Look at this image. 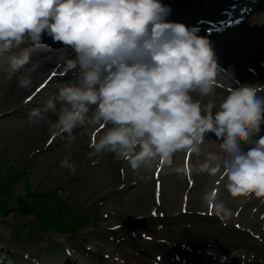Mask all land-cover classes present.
<instances>
[{
  "label": "clouds",
  "instance_id": "1",
  "mask_svg": "<svg viewBox=\"0 0 264 264\" xmlns=\"http://www.w3.org/2000/svg\"><path fill=\"white\" fill-rule=\"evenodd\" d=\"M169 13L160 0H0V56L10 54L11 76L31 62L27 45L39 47L45 33L73 50L75 57L62 67L75 73L74 82L57 85L29 117L70 140L75 128L110 125L90 142L89 157L112 152L136 171L153 164L171 168L177 152H203L194 168L175 167L176 176L220 173L233 197H264V136L246 152L240 146L264 124V96L258 94L264 85L230 88L210 41L166 22ZM221 83L227 94L218 107L213 99L204 102ZM31 84L30 74L20 76L21 88ZM207 133L221 141L219 151L202 150ZM60 167L75 170L68 157ZM214 203L217 215H231Z\"/></svg>",
  "mask_w": 264,
  "mask_h": 264
},
{
  "label": "rangeland",
  "instance_id": "2",
  "mask_svg": "<svg viewBox=\"0 0 264 264\" xmlns=\"http://www.w3.org/2000/svg\"><path fill=\"white\" fill-rule=\"evenodd\" d=\"M170 0H165L163 3L164 5H167V2ZM212 3H206L207 6H214ZM260 3L258 1L256 3V6ZM201 12V13H208ZM178 18L182 17H189L191 14L186 13L185 11H179L176 13ZM252 27V28H251ZM257 35H253L257 40L253 38L254 45L250 42V40L247 42L250 44L244 43V37L250 38L251 33L255 32ZM231 32V33H230ZM229 33L225 34L224 37L219 38V41L221 40V45H224L226 48L222 49L221 47H213V50L215 52L217 61L223 65L224 68L227 70L233 71H241V69L245 66L252 67L254 70L256 69L259 71L263 77H264V5L263 8H255V11L251 12L249 14V17H247V20L245 23L237 28V29H231ZM259 32V33H258ZM234 34H240L236 37H234ZM212 43V41H210ZM40 51H42L41 48H39ZM41 53V52H40ZM38 54V56L40 55ZM261 61L260 65H257L258 62ZM33 65V64H32ZM31 65V67H32ZM49 67H52L51 64H48ZM30 67V68H31ZM47 65L42 71H35L33 73L32 77L35 80H38L41 78L46 71ZM30 70V69H29ZM65 71V70H64ZM258 75V74H257ZM251 74H247L244 76L243 80H247ZM258 77H260L258 75ZM261 78V77H260ZM264 79V78H263ZM263 79L259 80L262 81ZM251 82H254L252 79H249L248 81H243L246 85H250ZM36 83V82H35ZM33 82L28 88H21L19 85L13 84V86L10 87L11 91H5L4 88H0V199L3 201L6 205H10L11 210L9 213L0 215V264H17L18 261H22L23 255L30 254L31 250H35V253L37 254V259L39 261L47 262L45 257H49L51 259H59L57 262H60L64 260L62 258L61 253V241L64 240H71L74 247H77L80 250H84L83 242H79L76 239V235H89V233H98L96 230L101 232H107L112 225L116 224V220L109 221L107 218H103L101 216V213L104 212L103 208L100 206L98 210V214H100L101 220L98 227H96L97 224L91 226L88 222L85 225H82L81 231H66L64 233H57L53 230L46 231L45 229H53L51 227H44L41 230V232H38V235L35 238H30L29 242L26 241H18L16 240L14 243H12V236L13 232L10 231L8 228L9 225L15 224L16 222L20 221L18 216L15 214V212L18 213V211H15L14 207H16V204L19 203V199L23 200H29L31 204L33 205H39L43 199H50V197L53 198V200H60L63 204L69 205L70 212L67 214L66 218H77L80 216H91V214L95 211V205H91V201L94 203L97 202V204L100 205V200H98L97 196H101V194L96 193V188H100L103 185H107L108 188L104 191L106 192L111 187L116 186L117 184H120L122 182L123 174L121 171V167L123 165L118 166L116 169L114 167H110L113 161L108 156L105 155H95L97 159H99L94 167L92 168L94 170L95 175L102 174L104 178H100L98 181L94 180L92 183H87L83 187H75L71 184V182L65 186H63L60 190H57L56 193H53V189H50L49 185L53 181L59 182L60 176L56 177L57 170H49L45 167H38L39 166V159H32L29 155L31 152L39 149L40 155L41 153H44L47 155V152L50 148H54L57 146H60V142H55L54 140L57 138L55 136L54 140L47 146L45 145L46 138L48 134L50 133L48 130V126L45 123H41V125H37L34 123H31L35 126V130L31 131L33 134H28L29 130V124L28 122H25L20 116L14 115V112L17 111L20 107V101L21 96L24 94L27 95L26 90H30L31 87L35 85ZM9 86L10 83H7ZM15 103V104H13ZM14 106H13V105ZM2 108V110H1ZM4 113H9L5 115ZM52 119H55V117ZM16 124H18L17 129ZM94 126H82L78 127L75 130V134L78 136L76 140L77 148L75 149V158L71 162L75 165L74 171H69L67 169L65 174H62L67 178L68 176L76 177L78 175H81L82 171L84 170V164L87 160V155L83 153L84 145H86L87 138L89 137L90 130ZM110 127V125L108 126ZM107 131V129H106ZM21 134L18 136L20 133ZM215 137V136H214ZM81 139V140H80ZM49 141V140H48ZM217 141V140H216ZM219 142V141H218ZM35 143H38L39 145H36ZM80 144V145H79ZM84 144V145H83ZM81 146V147H80ZM3 147H7V149L4 150ZM204 151V148H202ZM85 151L88 153V147L85 148ZM206 151V150H205ZM78 152V153H77ZM201 156H203V152L201 153ZM70 158V157H68ZM27 159V162H26ZM31 161V162H30ZM193 162V161H192ZM172 163L177 166L175 154L172 157ZM27 167L26 172H28V175L25 177L24 175H21L18 170L22 169V167ZM88 168H91L89 166ZM117 169L120 171V173L117 171ZM168 171L169 169L166 168ZM18 171V172H17ZM171 174L167 173L165 177V186L170 189V199L171 203L167 206L166 209L163 211H171L175 210V214L179 211V196L181 193L184 192L183 183L180 180H177L176 182L172 181ZM216 176L208 177V179L205 181V183L195 186L194 193L191 195L192 204L190 205V213L189 214H183V215H197V211H205V201H203L206 191L213 185L211 183V180L213 178H216ZM28 179V180H27ZM38 182L40 191L49 193L50 196L43 197V196H37L36 194H30L27 192L28 190L37 191V188H32L34 185L33 183ZM227 184V182H226ZM226 184L223 185V187H219L218 193H217V202L229 206L236 207L237 204L244 203V205L247 206V209L242 213V215H239L237 218L233 217L232 214L228 216V220L226 221V227H232L233 222H241L242 227H247V218L251 217L252 221L259 222V217L256 212V205L250 204V202L247 199L240 200L239 197H233L227 190ZM55 183H53V186ZM143 192L144 188L141 185ZM143 192L135 193V187L134 188H128V195L124 199V203L131 199L135 194L141 195ZM26 195V196H25ZM56 197V198H55ZM195 199H197L199 202L194 203ZM47 204H51V201ZM21 202V201H20ZM52 205V204H51ZM59 205L58 203L54 204V206ZM41 213V212H40ZM29 215L32 218H38V216L34 212H30ZM40 215V214H39ZM30 216H25L21 218V222L24 224V222L32 223L33 220ZM194 220V218H191ZM8 221V224H7ZM165 223V221H164ZM196 226H201V229L209 230L212 227V224L207 223L206 221H203L201 223H195ZM92 227V228H88ZM146 228L145 226H143ZM150 227V226H149ZM260 227V224L258 225ZM88 228V229H86ZM176 227H172L174 229ZM261 229V228H260ZM31 230V229H30ZM54 232V233H53ZM259 235L262 234L261 230L259 232ZM23 238H27L25 234H21ZM127 239V242L131 243H137V245L140 247V249L143 251V247L140 245L139 240L133 239L129 235L125 237ZM220 241L223 240L224 235L220 236ZM66 240V241H67ZM180 241V240H179ZM69 242V241H68ZM261 242L264 244V237L261 240ZM70 243V242H69ZM211 244L207 243L206 247L208 248ZM1 246L5 247V251H7L3 255L5 256V259L7 260V263H5L4 258L1 257L2 251ZM124 246V245H122ZM218 246H223L222 243H219ZM91 250V255L95 256L96 258L100 257V254L104 251L106 252V249H100L95 246H87ZM212 248V247H211ZM132 249H137L136 247H133ZM149 250V249H148ZM230 250H234L233 248H230ZM147 251V250H146ZM218 251V250H217ZM254 255V254H251ZM12 258L14 262H12ZM112 258V255L109 256V259ZM127 257H124L126 259ZM28 264V262H26ZM113 264H120L119 261Z\"/></svg>",
  "mask_w": 264,
  "mask_h": 264
},
{
  "label": "bare ground",
  "instance_id": "3",
  "mask_svg": "<svg viewBox=\"0 0 264 264\" xmlns=\"http://www.w3.org/2000/svg\"><path fill=\"white\" fill-rule=\"evenodd\" d=\"M164 1L165 0L161 1L163 5H164L163 3ZM221 3L224 4L225 0H222ZM202 4H204L205 7L207 6L206 2L202 3L197 0H170L167 2L166 6L170 8L169 15L173 13H178L179 11L180 12L185 11L186 13H188L189 11V14H192L193 5H202ZM244 20L242 21L244 22ZM243 22L240 25H242ZM253 33H254L253 35H257L256 31ZM197 35L204 37L203 35H201V33ZM211 35L212 34H210V36ZM213 37L216 38V35ZM205 38L209 40L210 37L209 35H207ZM253 38L257 40L254 36ZM218 41L219 40L215 39L214 41H212L211 45L215 46L216 45L215 43ZM32 51L34 53H37L34 56V65H36L35 71H42L45 68V66L51 64L52 61H58L63 65L68 59L75 57V54L69 55V51L66 50V47L60 45L59 46L55 45V47L52 48L50 51L43 49L42 51H40L39 48L32 47ZM39 53L40 55L38 56ZM67 74L64 71L63 75H67ZM59 77L60 76L54 74L49 78L47 82L53 83L57 81ZM14 84L17 86L19 85V83H17L16 81H14ZM205 139H206V151H219L218 144L220 142L216 141L215 139L212 140L210 138H205ZM240 146L245 149L244 146L242 145ZM184 218L185 217L178 215L177 217H175L170 221H165L164 223L165 226L162 229L152 230L155 237H157V235L159 234H162L166 237L167 240H169L168 243L169 245L163 248V251L166 256H167V251L173 248L171 242L176 241L178 239V241L180 240L181 242L184 243V248L179 251L180 257L184 259L183 264H188V261L190 259H192L193 261L204 262L205 264H230L228 260L231 256H236L239 260V263L241 264H264V246L262 244L256 243L255 241H252L250 238H248L246 234L242 232H238L231 228L219 227L213 218L198 217V216L191 217L194 218V220L190 218V220L192 221V225H190L188 228H185V226L183 225ZM149 221L150 220H147L146 222H143L140 225L145 226L146 229H149L150 228L148 224ZM203 221L212 224V227L209 230H205V229L203 230L201 229V226L194 225V222L201 223ZM172 227H176V228L172 229ZM114 234H116V230L109 233L110 236ZM221 235H224L222 241H220ZM114 243H115V238H112L111 245H113ZM139 243L143 247L144 252L148 249L155 247L156 245L154 242V238H152L151 242L139 241ZM207 243L211 244L208 248L206 247ZM219 243H222L223 246H218ZM62 244L68 245L69 242L64 240L62 241ZM122 245L123 244H117L115 248L120 251L123 249ZM230 248H233L234 250H230ZM202 254L206 255L208 257V260L202 258ZM251 254H254V256L250 257ZM259 257L261 258L260 260ZM162 264H171V263L170 260L166 258Z\"/></svg>",
  "mask_w": 264,
  "mask_h": 264
},
{
  "label": "trees",
  "instance_id": "4",
  "mask_svg": "<svg viewBox=\"0 0 264 264\" xmlns=\"http://www.w3.org/2000/svg\"><path fill=\"white\" fill-rule=\"evenodd\" d=\"M26 204H27V203H26ZM18 208L21 209L23 212H28V211L33 210L34 213L36 214V213L39 211V209H40V204L37 205V207H34V209H33V207H32L31 205H29V206H25L24 204L21 205V206H19ZM57 208H58V207H57ZM57 208H50V209L48 208V210H47L48 213L45 215V217L52 216V213H53L54 210H56ZM54 216H55V215H54ZM51 218H52V217H51ZM54 228H56V227H54ZM60 228H61L60 226L57 227V229H60ZM14 234H15V235H18L16 239H20V238H22L23 236H22L21 234H25L26 236H30V235H31V233L24 232L21 228L18 229V231H16Z\"/></svg>",
  "mask_w": 264,
  "mask_h": 264
}]
</instances>
